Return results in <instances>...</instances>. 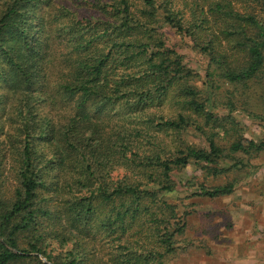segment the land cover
<instances>
[{
    "label": "trees",
    "instance_id": "16d2710c",
    "mask_svg": "<svg viewBox=\"0 0 264 264\" xmlns=\"http://www.w3.org/2000/svg\"><path fill=\"white\" fill-rule=\"evenodd\" d=\"M1 84L0 264H176L174 176L219 208L264 154L233 113L264 121V0H0Z\"/></svg>",
    "mask_w": 264,
    "mask_h": 264
},
{
    "label": "rangeland",
    "instance_id": "374dc122",
    "mask_svg": "<svg viewBox=\"0 0 264 264\" xmlns=\"http://www.w3.org/2000/svg\"><path fill=\"white\" fill-rule=\"evenodd\" d=\"M172 42L178 41L180 44V37L179 36H173L171 37ZM183 48L180 49V52L182 54H185L186 62L189 64V66L195 70L199 75L204 77V72L206 68V59L202 55H200L197 51L192 50L190 45H185L184 43H181ZM203 80L198 82L199 86H201ZM221 84V90L219 92H223L225 94V89L227 88L226 85L223 83ZM229 90H232L231 87H229ZM235 101H238V97L234 98ZM226 101V99L222 100ZM11 103V97L9 95V92L5 90L4 86L0 85V109L1 110H7ZM219 110L222 112H226L229 110H224L222 106H218ZM237 109L239 110V107L237 106ZM48 111V108L43 110L42 114L46 113ZM241 111H234L233 113L240 119V122L245 127V138L254 140V141H260L264 140V121L261 119H254L252 117H249L246 113H240ZM263 112V111H262ZM188 140L190 142H196L200 143V140L196 137H193L192 135L188 136ZM245 158V157H244ZM246 162V159H245ZM239 171H233L231 172V178L235 175L239 177H243L245 175V179L252 178L251 186L253 191V196H256L257 194L264 191V179H260V175L264 176V154H260L258 157H254L250 160H248L241 169H236ZM263 174V175H262ZM195 177V179H193ZM175 180L180 184L176 192L171 193H164L162 194V198L166 199L170 203H177L181 205H188L192 202L198 203L196 207V213H192L187 218L188 221V228H187V235L186 237L194 240V246H188L187 249L183 250L179 253L178 256L175 258L176 264H221L219 260V257L217 255H214L217 250L227 248L229 249L230 246V237L228 234L229 229L225 228V226L221 230V226H223L221 220L225 219L227 216L226 211H224L221 215H217L215 218V214H217L220 210L218 208L217 204H215L216 201L213 202V204H207L203 205V201L201 200H194V199H188V196L190 194V191L188 189H184L183 185L187 183L189 180H193L194 183H197L198 181L202 180L203 174L199 170H195L194 167H188L183 173L175 175ZM244 179V180H245ZM225 180L223 178L216 179L215 183H223ZM211 183H213L211 181ZM251 188V187H250ZM236 195H232L228 198H223L219 202L223 203L225 206L227 205L226 202H231L234 200V197ZM202 204V205H201ZM216 210V211H215ZM217 212V213H215ZM219 221L217 224L218 226L213 225V222ZM208 224L210 226V231L212 228H214V231L207 232L204 231L205 225ZM190 227V228H189ZM220 235H223L222 238H224V242L221 241ZM229 240V241H228ZM226 259V258H225ZM173 263V261H172Z\"/></svg>",
    "mask_w": 264,
    "mask_h": 264
},
{
    "label": "crops",
    "instance_id": "0c3cea01",
    "mask_svg": "<svg viewBox=\"0 0 264 264\" xmlns=\"http://www.w3.org/2000/svg\"><path fill=\"white\" fill-rule=\"evenodd\" d=\"M260 179L264 176L260 175ZM251 181V177L247 178L237 186L234 200L226 202V206L220 203L219 208L226 210L229 219L231 240L229 249H219L214 254L221 264H264V191L253 196ZM220 237L224 242L223 235Z\"/></svg>",
    "mask_w": 264,
    "mask_h": 264
}]
</instances>
